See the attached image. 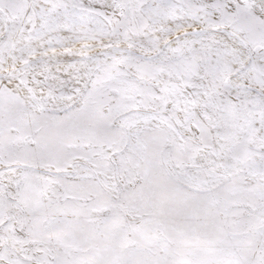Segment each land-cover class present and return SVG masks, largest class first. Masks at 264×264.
<instances>
[{
  "label": "snow or ice",
  "instance_id": "6c2138e0",
  "mask_svg": "<svg viewBox=\"0 0 264 264\" xmlns=\"http://www.w3.org/2000/svg\"><path fill=\"white\" fill-rule=\"evenodd\" d=\"M0 264H264V0H0Z\"/></svg>",
  "mask_w": 264,
  "mask_h": 264
}]
</instances>
